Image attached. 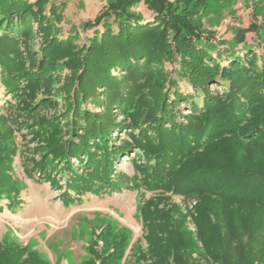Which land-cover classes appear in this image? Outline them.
Listing matches in <instances>:
<instances>
[{
	"label": "trees",
	"instance_id": "16d2710c",
	"mask_svg": "<svg viewBox=\"0 0 264 264\" xmlns=\"http://www.w3.org/2000/svg\"><path fill=\"white\" fill-rule=\"evenodd\" d=\"M207 1L113 0L84 24V31L93 35L79 47L80 34L58 37L41 5L34 10L29 0H0V30L27 31L28 40L36 38L42 56L26 71L20 67L21 57L17 63L8 55L2 57L7 49L0 53L5 87L23 80L27 90V101L20 99L7 119L11 131L0 137V182L3 175L13 173L6 176L14 187L7 197L10 206L22 191L15 186L18 179L11 165L16 158L32 182L48 180V169L56 168V162L69 165L74 176L69 188L75 196L65 192L66 205L85 193L112 189L113 180L152 194L139 212L148 252L130 259L129 237L107 226L100 235L103 245L88 246L84 264H201L204 254L194 247L196 243L193 246L194 237L190 245L183 240L187 232L184 220L181 223L176 216L179 211L172 203L176 197L198 199L199 205L188 213L210 262L264 264V53L248 50L232 55L226 64L219 53L214 56L210 49L215 37H206L194 23L197 10ZM141 4L153 14L152 21L146 22L135 10ZM56 10L61 7L56 5ZM256 32L254 23L239 29L236 43H245L248 34ZM59 66L69 72L63 74ZM122 70L125 79L113 74ZM60 78L64 80L60 95L42 102L36 93L43 87L51 90L50 84ZM216 81L226 88L221 96L207 88ZM38 99L42 104H31ZM90 102L105 105L104 112L85 108ZM183 103L191 108L186 124L178 119ZM50 106L64 108L70 134L79 144L72 139L61 142L60 116L49 119L43 114ZM115 111L126 116L123 123H116ZM116 128L128 130L129 137L118 146L112 140ZM26 129L33 130L38 140H48L50 165L20 149L24 142L17 139ZM93 148H99L101 155L91 153ZM242 151L250 154L249 159L227 160ZM123 154H130L132 176L114 175V162ZM83 155L87 167L81 175L70 160L82 161ZM221 215L226 217L224 224ZM0 264L50 263L31 247L0 243Z\"/></svg>",
	"mask_w": 264,
	"mask_h": 264
},
{
	"label": "rangeland",
	"instance_id": "374dc122",
	"mask_svg": "<svg viewBox=\"0 0 264 264\" xmlns=\"http://www.w3.org/2000/svg\"><path fill=\"white\" fill-rule=\"evenodd\" d=\"M29 1L34 4V7H32L34 10L41 5L44 17L47 18L51 26L56 28L58 37L64 39L68 35L80 34V39L76 42L80 47L85 45L87 38L93 35L92 31H84V24L93 20L100 14L104 6L113 0ZM56 5L60 6L61 10H56ZM135 10L144 17L146 22L152 21L153 14L144 4L137 6ZM60 13L62 18H60ZM29 21L36 27L33 20ZM194 23L205 32L206 37H215V40L211 42L210 50L214 56L217 53L223 56L222 63L224 64L229 61L228 59L232 55H244L248 50H255L259 54L264 53V49L261 47L264 40V0H208L204 8L197 10ZM252 23L256 25L257 32L248 34L245 43L238 45L236 43V36L239 29L248 28ZM28 25V23L25 24V26ZM28 34L27 31L17 33L1 29L0 53L3 51L2 48L7 49L2 53V57H7L6 55H8L11 59L14 58L17 63L19 60L16 59L21 57L24 62H22L20 67H24L26 71H31L33 69L31 64H36L42 56L39 54L41 48L36 38L33 37L30 41L27 38ZM59 69L64 72L63 74L69 72V69L65 67H60ZM3 71V67L0 66V137L9 134L11 131L7 119L10 118L12 107H16L22 98L27 101L24 93L27 90H23L26 82L19 80L18 83H15V87L9 89L2 82ZM113 74L119 78H126L123 70L114 71ZM62 82H64L63 78L57 79L56 83L50 84L53 88L49 91H44L43 87V89L39 90V93H36L37 97L43 98L42 102L47 99L55 100V96L60 95L58 91H60ZM217 83L219 82L211 83L207 88L215 96H221L226 88ZM20 94L22 96L17 98ZM103 97L102 95L101 99L105 104L106 99ZM40 99H38L39 101H31V104H38V102L42 104ZM84 107L93 113H102L105 109V105L101 107L93 102L85 103ZM189 107L186 103L181 105L183 116L178 117L179 122L186 124L189 120L188 117L192 116L191 108ZM114 113L116 123H123L126 116L118 111ZM43 114L49 119H53L55 115L60 116V123L58 125L61 131V142L72 139L76 142L75 144H79V141L70 134L72 127L67 123L68 120L64 115L63 107L50 106ZM78 132L81 133L80 131ZM127 132L128 130H121V128L113 130V143L118 146L122 145L124 141L129 140ZM23 133L24 136H18L17 139L18 143L21 140L24 142V145L20 149L26 150L24 152H27L28 156H34L36 161L42 160L50 165L49 163L53 159L49 158L48 152L50 151L47 149L48 140H38L39 138L36 137L33 130L26 129ZM16 134H18V131ZM99 148H93L90 151L91 153L95 151L94 153H98V156H100L102 151ZM43 157L44 159H42ZM249 157L250 154L242 151L236 152L232 156L229 155L227 160L238 163V161L242 162L243 158L249 159ZM129 158L130 154H123L115 160V176L120 173L129 176L133 175V166ZM81 159L82 161L77 158H71L70 162L71 168L82 175L87 167L85 165L87 156L85 158L83 155ZM55 164L54 166L57 167L65 166L64 170H59L60 167L58 169L57 167H51L48 169L50 175L48 180H36L32 182L26 178L20 159L16 158L14 160V163L11 165L14 169V176L18 179L15 186L22 191L18 198H16V201L13 202V207L10 206L11 202L7 198L9 191L12 192L14 190L11 178L10 183L8 181V178L13 173L9 172L7 173L8 175H3L0 182V205L3 208V211L0 212V243H5L14 248L31 247L41 258L50 264H84L89 259L87 247L95 246L97 242L102 246L103 243L100 240V235L107 226H112L120 234L129 237V242L126 241V247L128 250L133 249L129 255L130 259H136L139 253L148 252L150 246L142 232V221L139 212L144 203L151 199L152 194L150 192L132 188L125 183L121 184L120 180H113L115 184L112 189L107 191L102 190L99 193H85L79 201L66 205L64 204L63 194L71 192L75 196V192L69 188L70 178L73 176L72 171H70L69 165H61L60 161ZM13 197L16 196L14 195ZM76 197L78 198V196ZM172 203L177 206L179 211L176 215L179 218V222L184 220V230L187 232V235L186 239L183 240L186 242V245H190L191 236L194 237L195 242L193 246L196 243L194 247H197L204 254L203 259H200L199 262L201 264H215L212 261L210 262L209 258L212 257L205 258L207 251L203 250V244L200 243L197 237V225L188 213V210H191L195 205H199L198 199L183 200L176 197ZM218 213L220 214V210H218ZM225 220V216L220 218V222L223 224ZM194 247L189 248L194 250ZM198 253L194 256V259H199Z\"/></svg>",
	"mask_w": 264,
	"mask_h": 264
}]
</instances>
